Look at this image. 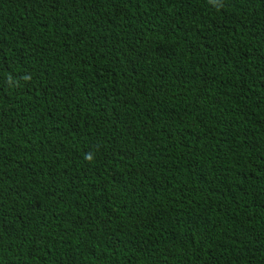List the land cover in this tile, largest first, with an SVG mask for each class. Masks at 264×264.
I'll return each instance as SVG.
<instances>
[{
	"label": "trees",
	"instance_id": "16d2710c",
	"mask_svg": "<svg viewBox=\"0 0 264 264\" xmlns=\"http://www.w3.org/2000/svg\"><path fill=\"white\" fill-rule=\"evenodd\" d=\"M0 264H264V0H0Z\"/></svg>",
	"mask_w": 264,
	"mask_h": 264
}]
</instances>
